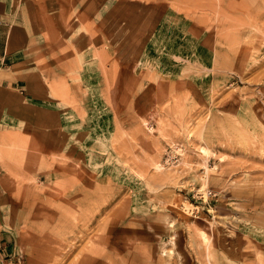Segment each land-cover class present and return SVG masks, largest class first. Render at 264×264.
Here are the masks:
<instances>
[{"label":"rangeland","instance_id":"1","mask_svg":"<svg viewBox=\"0 0 264 264\" xmlns=\"http://www.w3.org/2000/svg\"><path fill=\"white\" fill-rule=\"evenodd\" d=\"M25 4L70 70L37 63L31 114L2 91L0 264H264V0ZM71 115L118 172L63 148Z\"/></svg>","mask_w":264,"mask_h":264},{"label":"crops","instance_id":"2","mask_svg":"<svg viewBox=\"0 0 264 264\" xmlns=\"http://www.w3.org/2000/svg\"><path fill=\"white\" fill-rule=\"evenodd\" d=\"M34 14L32 10H28L25 0H0V99L3 97L2 91L12 92L11 98L24 100L23 105L28 106L30 114L37 112L42 102H45L44 98L34 93V85H38L37 81H30L31 84L28 82L33 75L41 74L37 63L40 61L46 64L45 74L55 73L66 76L70 70L67 61L64 60L56 65L51 58L50 52L54 49H48L46 41L39 37L40 27L36 21L31 20ZM96 72L97 64L94 59H86L82 71L80 67L76 75L80 82L81 79L84 82H91ZM22 91L29 92L28 97L24 96ZM4 115H0V122L3 124H15L18 120L6 119ZM94 117L98 118L96 115ZM94 117L77 119L75 115H71L61 119L60 139L63 148L74 149L78 156L81 153L84 156H92L98 163L105 162L103 166L106 169L109 166L110 172H118L117 164L111 162L114 157L107 160L108 155L111 156L110 151L99 156L90 150L107 149L106 141L109 140L110 135L111 123L106 119H94ZM113 176L118 177L117 174ZM166 235L168 237V231Z\"/></svg>","mask_w":264,"mask_h":264},{"label":"bare ground","instance_id":"3","mask_svg":"<svg viewBox=\"0 0 264 264\" xmlns=\"http://www.w3.org/2000/svg\"><path fill=\"white\" fill-rule=\"evenodd\" d=\"M202 151H206V150H205V149H204V150L202 149ZM206 153H208V152L206 151ZM203 154H204V152H203ZM156 168H157V169H160V168H158L157 166H156ZM203 236H204V235H203ZM203 240H204V239H203Z\"/></svg>","mask_w":264,"mask_h":264},{"label":"built area","instance_id":"4","mask_svg":"<svg viewBox=\"0 0 264 264\" xmlns=\"http://www.w3.org/2000/svg\"><path fill=\"white\" fill-rule=\"evenodd\" d=\"M174 159H175V158H174ZM174 159H173V160H174ZM210 195H211V193L209 192L207 196H210Z\"/></svg>","mask_w":264,"mask_h":264}]
</instances>
